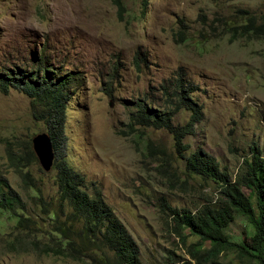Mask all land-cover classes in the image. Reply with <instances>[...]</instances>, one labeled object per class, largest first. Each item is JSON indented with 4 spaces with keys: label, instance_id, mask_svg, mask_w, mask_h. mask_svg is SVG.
<instances>
[{
    "label": "rangeland",
    "instance_id": "rangeland-1",
    "mask_svg": "<svg viewBox=\"0 0 264 264\" xmlns=\"http://www.w3.org/2000/svg\"><path fill=\"white\" fill-rule=\"evenodd\" d=\"M118 1L119 17L115 0H0V69L33 68L43 50L47 66L71 70L77 79L65 104L63 151L83 176L85 190L99 189L135 241L140 264H197L188 253L197 237L189 234L181 241L158 201L194 209L217 197V186L184 171L165 130H131L124 100L145 95L160 103L159 93L148 86L181 74L195 87L190 99L201 106L194 133L183 138L186 152L199 148L209 153L230 175L251 147L264 156V38L231 39L223 30L224 23L235 24L236 9L264 14V0ZM178 19L186 31L180 42L173 36ZM134 53L144 58L138 69L132 64ZM31 109L21 92H0V177L25 200L24 214L36 223L25 240L24 232L12 229L13 218L0 215V264H89L86 258L27 250L29 241L58 243L47 232L50 218L30 199L38 195L37 188L52 211L65 218L56 211L52 165L45 171L36 157L26 155L31 137L46 132ZM188 115L182 109L172 121L182 124ZM6 150L26 157L22 171L27 169L31 181L20 180ZM242 191L254 204L248 189ZM251 232L240 215L225 229L231 240L247 245ZM14 236L23 239L17 249L7 245ZM230 258L226 254L222 260Z\"/></svg>",
    "mask_w": 264,
    "mask_h": 264
},
{
    "label": "trees",
    "instance_id": "trees-1",
    "mask_svg": "<svg viewBox=\"0 0 264 264\" xmlns=\"http://www.w3.org/2000/svg\"><path fill=\"white\" fill-rule=\"evenodd\" d=\"M115 3L119 17L122 6L118 0ZM234 18L235 24L224 23L223 29L231 39L238 36L264 38V14L256 15L246 9H236ZM241 18H244L243 22L238 21ZM177 23L179 28L173 36L180 42L186 32L183 29L185 24L181 19ZM141 63H144V58L134 53L132 64L138 69ZM61 71L47 66L43 50L35 58L33 68L15 65L13 69H0V92L5 94L9 89H14L26 95L32 117L41 122L49 136L54 152L51 168L57 189L56 211L65 215L64 219H60L37 188L38 195L30 199L39 204L41 214L50 218L46 223L47 232L50 236L55 235L58 243L39 245L36 241H29L27 250L74 260L86 258L89 264H140L135 241L104 202L99 189L94 187L88 193L84 188L83 176L72 168L65 157V104L69 88L77 78L71 70ZM148 87L159 93L161 102L145 95L124 100L125 105H129L126 125L131 130H165L171 136L173 150L182 160L184 171L210 180L217 186V197L194 209L171 206L164 198L159 199V211L168 218L172 232L181 241H185L189 234L197 237L198 240L190 243L188 249L190 257L197 264H264V156L257 147H251L249 156H243L237 172L230 175L219 167L209 153L199 148L186 152L188 145L183 138L194 133V126L201 117V106L190 99L195 87L181 78V74ZM182 109L189 112L187 120L182 124L174 123L173 116ZM149 147L148 143L146 149ZM26 150L27 158L34 160L29 143ZM6 157L12 161L23 183L32 180L27 169L22 171L26 167L22 162L26 157L16 155L11 150H6ZM31 185L35 187L34 183ZM243 187L253 196L254 204L242 191ZM27 210L25 200L5 178L0 177V215L13 218L12 229L18 233L24 232L25 240L31 238L36 224L24 214ZM235 215L243 216L251 226L249 245L231 240L225 233ZM21 240L14 236L7 245L17 249ZM197 243L203 246L196 247ZM226 254H232V258L222 260Z\"/></svg>",
    "mask_w": 264,
    "mask_h": 264
},
{
    "label": "water",
    "instance_id": "water-1",
    "mask_svg": "<svg viewBox=\"0 0 264 264\" xmlns=\"http://www.w3.org/2000/svg\"><path fill=\"white\" fill-rule=\"evenodd\" d=\"M30 146L40 167L47 171L51 167L54 157L53 148L47 133L39 132L34 134L30 139Z\"/></svg>",
    "mask_w": 264,
    "mask_h": 264
},
{
    "label": "clouds",
    "instance_id": "clouds-1",
    "mask_svg": "<svg viewBox=\"0 0 264 264\" xmlns=\"http://www.w3.org/2000/svg\"><path fill=\"white\" fill-rule=\"evenodd\" d=\"M46 133V132H45Z\"/></svg>",
    "mask_w": 264,
    "mask_h": 264
}]
</instances>
